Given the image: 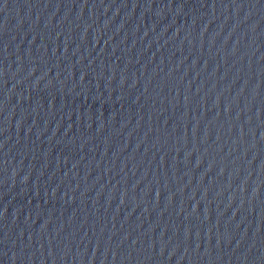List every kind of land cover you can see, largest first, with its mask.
Here are the masks:
<instances>
[{"label": "water", "instance_id": "1", "mask_svg": "<svg viewBox=\"0 0 264 264\" xmlns=\"http://www.w3.org/2000/svg\"><path fill=\"white\" fill-rule=\"evenodd\" d=\"M23 0H0V25Z\"/></svg>", "mask_w": 264, "mask_h": 264}]
</instances>
